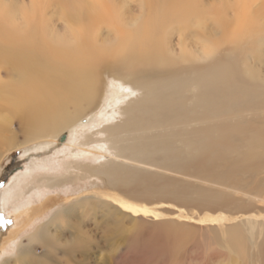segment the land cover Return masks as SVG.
Returning <instances> with one entry per match:
<instances>
[{
    "label": "rangeland",
    "instance_id": "374dc122",
    "mask_svg": "<svg viewBox=\"0 0 264 264\" xmlns=\"http://www.w3.org/2000/svg\"><path fill=\"white\" fill-rule=\"evenodd\" d=\"M62 1L68 0H0V25L15 33L43 32L49 39L60 37L66 30ZM107 1L117 8L119 23L131 26L140 14V3H146L151 12L162 4L173 5L176 0ZM189 1L197 11L168 21L163 31L166 55L172 61L166 77L152 83H132L110 69L111 59L105 60L101 92L77 127L101 140L87 145L88 152L79 155L74 152L68 158L65 152L59 154L58 148H54L45 154L39 147L43 142H25L27 130L20 118L10 117L7 134L23 146L3 155L0 193L17 182V174L34 165L40 169L44 165V171L50 174L55 170L51 169V163L57 165L69 159L85 161L87 166H101V172L95 169L85 178L77 174V181L68 187L46 188V194L38 202L42 209L35 211L36 224L22 231L21 239L27 242V235L48 216L53 218V213L76 202L78 196L93 197L99 192L104 206L77 213L87 232L86 241L80 242L84 245L74 252L68 249L67 253L60 244L58 264H132V260H139L140 264H264V105L258 102L262 96L259 90L264 91V0H255L251 5L260 32L239 43L226 39L216 16L220 11L233 19L235 0ZM113 28L99 24L96 29L99 39L113 43L117 35ZM74 41L71 38L64 44ZM205 50L211 54L202 56ZM210 66L229 67L230 84L233 82L232 90L238 94L219 111L191 112L192 96L187 95L193 91L191 81L197 71L204 72ZM12 77L11 67L0 66V78ZM173 96L182 99L184 112L160 117L150 110L137 118L138 122H131L138 115L140 100L149 99L150 107H165L163 103L171 104ZM3 104L10 109L6 102ZM8 112L0 107L1 115ZM75 132L65 130L59 145L74 146ZM237 135L245 141L236 142L233 137ZM147 137L153 139V144L143 143L137 148L134 143ZM203 138L212 142L206 150L200 144ZM159 139L166 141L162 143ZM6 141L5 138L0 147ZM123 203L145 205L158 213V218L152 213L134 215ZM19 212L12 202L0 210V264L8 259L14 264L15 248L8 247L3 252L2 246L11 231L21 226ZM135 220L144 224L132 235L129 227ZM159 223L175 225L172 229L175 237L170 243L166 241V233L159 230ZM68 226L61 220L53 225L58 232L65 229L62 235L69 239L74 229ZM231 229L234 231L230 232ZM145 231L158 238L155 246L159 242L168 245L160 254H154L153 260H147L139 248L142 244L139 234ZM135 249L139 251L136 253ZM129 256L134 258L129 260Z\"/></svg>",
    "mask_w": 264,
    "mask_h": 264
},
{
    "label": "bare ground",
    "instance_id": "6f19581e",
    "mask_svg": "<svg viewBox=\"0 0 264 264\" xmlns=\"http://www.w3.org/2000/svg\"><path fill=\"white\" fill-rule=\"evenodd\" d=\"M254 1L235 0L232 6L236 15L233 19L222 15L220 11L216 12L219 26L223 28L222 33L226 34L227 40L239 43L260 32L256 23L257 16L251 11ZM62 3L60 6L66 20V30L60 37L52 38L54 40L49 39V35L47 36L43 32L38 34L27 31L20 34L8 31L0 25V66L11 67L14 73L12 78H0V102H2L0 107L9 111L5 115L0 114V143L5 138L7 139L3 148L0 147V162L8 150L23 146L15 141V137L7 134V125L10 117L14 115L20 118L22 125L27 130L25 142L40 143L39 141H42L43 145H38L45 151V154L46 152L51 153L54 148H58L59 154L65 152L68 158L74 152H78L75 155H79V152H88L85 149L87 145L98 144L101 140L94 136L96 134L84 131V129L80 130L77 127L83 123L82 119L87 115L88 108L101 92L106 67H104L105 60L111 59L110 69L132 83H152L154 82L152 80L166 77L170 72L169 67L172 61L166 55L164 45L165 25L170 20L179 19L185 14L197 11L189 0H178V2L176 0L173 5L168 6L161 3L162 5L151 12L150 7L143 2L140 3V14L131 23L132 25L123 26L122 23H119L117 8L107 0H81L80 2L68 0L62 1ZM262 8L264 9V4ZM104 23L113 26L117 32L113 43L108 44L99 39L100 36L96 29L99 24ZM71 38L75 40L73 43L64 44ZM210 52V50H205L202 52V56L210 55ZM146 67L149 69H145ZM217 67L210 66L204 72L197 71L195 73L191 81L193 91L187 94L192 96L193 108L190 110L191 112L219 111L223 104L229 105L232 99L237 96L238 91L232 90L233 82L230 84L229 67ZM248 91L252 92L253 90ZM259 95L262 96L258 102L264 105V91L259 90ZM171 100V104L163 103L165 107L154 105L150 107L149 99L140 100L138 115L131 122H138L137 118L149 114L150 110L160 117L185 111L181 107L182 99L173 96ZM3 102H6L10 109L6 108ZM130 106H133V102ZM147 121L150 125V115ZM147 121H143V123ZM71 129L76 131L75 139L72 140L75 147L68 143L60 146L61 134L65 130ZM226 137L228 139V136ZM233 138L236 142L245 141L239 135ZM165 141L159 139V142ZM143 143L153 144V139L150 141V137H147L140 143L134 144L138 148ZM211 143L206 138L200 142L203 150L210 148ZM40 157L46 160V157ZM84 162L69 159L63 163H57V165L51 163V169H55L52 174L46 173L44 165L41 163L43 167L41 169L36 165L27 167L28 170L17 174L15 178L17 182L0 193V210L5 209L9 202L13 203L15 209L20 210L18 215L21 226L11 231L5 246H2L4 247L3 252L8 251V247L15 248L14 264H58L57 252L60 244L63 245L66 252L68 249L74 252L80 245H84L80 242L86 241L87 232L82 228L83 220L77 213L78 211L88 212L91 208L99 210L101 206H104V199L99 192H96L97 195L93 197L78 196L80 198L76 202L74 201L68 206L64 205V208L61 207L62 209L53 213V218L49 219L47 215V219L27 235V242L21 239L22 231L26 229L28 231V227H32L38 219L35 216L37 215L35 211L38 210L35 202L38 203L46 194V188L68 187L75 183L77 174H83V178H85L84 175L89 172L94 173L95 169L101 172V166H87ZM59 168H62L61 171ZM33 196L37 199L36 201ZM25 198L26 201L23 202ZM123 205L132 210L134 215L147 216L152 213L155 218H158L159 215L150 211L145 205L127 203H123ZM39 209H42V206ZM18 215L15 214V216ZM214 219L216 220V218ZM57 220H61L63 223L67 222L68 227L74 229V233L69 236L71 238L68 239L62 235L65 229H61L60 232H58L59 229L54 230L53 225ZM135 221L129 227V232H132V235H136V228H142L144 224L139 220ZM166 222L168 223V221ZM159 224V230L166 233V241L169 240L170 243L175 237V232L172 231L175 225ZM233 229L230 232H233ZM139 236L142 239L139 248L146 255L147 260L151 258L153 260L154 254H160L161 251L167 249L168 245L163 242H159L155 246L158 238L150 232L145 231ZM231 239L230 237L229 241ZM231 243L235 242L231 241ZM38 247L42 249L41 252L38 251ZM135 250L136 253L139 251V249ZM133 256H129L130 258L127 257V259L131 260L134 258ZM142 261L143 258H141ZM131 262L140 264L139 260ZM1 264H11L10 259Z\"/></svg>",
    "mask_w": 264,
    "mask_h": 264
},
{
    "label": "crops",
    "instance_id": "0c3cea01",
    "mask_svg": "<svg viewBox=\"0 0 264 264\" xmlns=\"http://www.w3.org/2000/svg\"><path fill=\"white\" fill-rule=\"evenodd\" d=\"M42 205H43V204H42ZM36 206H37V209H38V208H41L40 205H39V203H38Z\"/></svg>",
    "mask_w": 264,
    "mask_h": 264
}]
</instances>
